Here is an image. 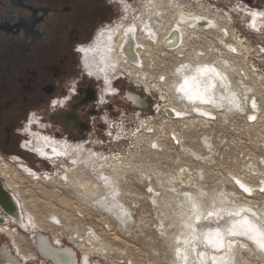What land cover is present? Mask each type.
Wrapping results in <instances>:
<instances>
[{"label": "rangeland", "instance_id": "374dc122", "mask_svg": "<svg viewBox=\"0 0 264 264\" xmlns=\"http://www.w3.org/2000/svg\"><path fill=\"white\" fill-rule=\"evenodd\" d=\"M206 2L150 0L158 40L182 26V12L213 17L211 29L188 31L183 48L140 39L137 63L119 65L116 74L152 101L150 110L122 102L119 126L110 123L89 148H70L83 154L53 170L44 156L20 160L37 174L0 162V171L20 182L35 222L24 214L29 233L6 226L20 235L30 260L0 231V262L6 248L23 264H55L35 246L42 233L57 248H70L77 264H264V29L255 33L246 14L264 9ZM145 4H133L138 18L151 14ZM197 55L207 56L198 66L217 62L229 82L227 92L208 94L202 106L178 89V69ZM47 177L52 182L45 184ZM224 254L226 261L213 258Z\"/></svg>", "mask_w": 264, "mask_h": 264}, {"label": "flooded vegetation", "instance_id": "af4514ba", "mask_svg": "<svg viewBox=\"0 0 264 264\" xmlns=\"http://www.w3.org/2000/svg\"><path fill=\"white\" fill-rule=\"evenodd\" d=\"M239 1L264 9V0ZM128 4L133 7L137 0H0V162L17 161L18 169L37 174L20 160L26 154L44 156L53 170L60 161L83 154L70 148H89L110 123L119 126L122 102L133 110L152 108L141 95L143 108L133 103L138 92L121 73L100 68L107 41L112 46L124 37L118 25L124 27L125 41L133 43L119 52L129 59L138 56V26ZM246 14L260 34L264 13ZM166 113L171 117L169 109ZM0 172L9 189L16 182L21 190L20 182ZM0 218L11 224L10 218Z\"/></svg>", "mask_w": 264, "mask_h": 264}, {"label": "bare ground", "instance_id": "6f19581e", "mask_svg": "<svg viewBox=\"0 0 264 264\" xmlns=\"http://www.w3.org/2000/svg\"><path fill=\"white\" fill-rule=\"evenodd\" d=\"M149 5H150V0H147V4H145V7L149 8L151 14L146 18H138L134 13V8L132 7V4L127 5L128 9L130 10V14L132 16H135L134 20H135V24L138 26V37L146 42L151 40L157 42L158 44L160 43L168 51L176 50L179 49L180 47L183 48L187 44V40L185 37L189 30L196 31L192 33H194L195 35H199V33H203L202 31L204 30L207 31L213 27L212 16L209 15L205 16L202 14L196 15L195 14L196 12L194 14L182 12V26L181 24H177L168 37L166 38L162 37L161 39L158 40V33L151 27L152 26L151 18L155 13L151 12ZM227 15L228 17H231L229 13ZM118 26L122 31V35H124V37L122 36L120 37L119 40L115 41V43L113 42L112 46H109L112 40L107 41V45H105V47L101 49L102 55H100V68L102 72H106V73L116 72L119 70L120 67L119 65H121V63L123 62L127 64H129V62L133 64L137 63V57H132L131 59H129L124 51L122 53L119 52V50L123 45L127 43H130L132 45L133 43L129 41L128 42L125 41L124 27L120 25ZM109 47L113 48V50ZM198 55L195 57L196 62L193 63L195 65L197 64L196 66L191 63H184L182 67L178 69L177 71L178 76L181 79L178 85V89H179V94L181 95L183 94L185 99L188 100V103L190 105L197 104L202 106L204 105V102L206 101L208 94H212V96L216 99V92L218 90L219 92H221V89H224L223 92H227L226 88H224V85L229 84V82L227 77L225 76V74L228 73L225 71L223 67L222 68L219 67L218 66L219 64H217V62L210 65L198 66L201 63L207 62L206 60L207 56L201 55L198 57ZM128 56L131 57L130 55ZM121 66H123V64ZM127 73H128L127 76L131 77L132 76L131 73L133 72L131 70L130 71L128 70ZM121 76L124 75L121 73ZM169 114L173 116V113L170 112ZM46 179L47 180H45L44 182L45 184L52 182L51 178H46ZM0 181H1L0 182V214L4 217L11 219V224H8L5 219L0 218V227H5L0 231L3 232V234L5 233L12 240L18 252L17 254H19L18 256L25 259V261H28L30 260L29 259L30 255H28L25 252L24 249L25 245L23 244L24 242L19 238L20 235L9 231L10 229L6 228V226L9 227L14 226V228L17 229L18 231L23 230V232L29 233L30 230H29V225L26 221V217L31 225L35 224L33 215L31 213V209L28 206V204L25 203V199L23 198V195L25 196V193L22 190L18 191V193H20V195L19 194L18 195L23 200L25 212L17 195L11 193L12 191L10 189L17 192L18 186H16V182L15 183L10 182L9 183L10 189H9L7 183L4 185L2 183L3 180L0 179ZM24 214H26V217L24 216ZM35 246L39 251V253L42 255V257L46 259H51L55 264H77L76 255L70 248L68 247L57 248V246H55L50 241V239L45 235H43L42 233H37L35 235ZM7 253H9L8 250L4 248L2 250L3 259L7 257L6 256ZM213 258L214 260H216V262L226 261V259L228 258V254H224L220 256L214 255ZM3 262L4 261H1L0 264H3ZM5 264H13V263L8 262Z\"/></svg>", "mask_w": 264, "mask_h": 264}, {"label": "water", "instance_id": "95a60500", "mask_svg": "<svg viewBox=\"0 0 264 264\" xmlns=\"http://www.w3.org/2000/svg\"><path fill=\"white\" fill-rule=\"evenodd\" d=\"M260 40L262 41V43L264 44V37H262V38H260ZM132 96H134V97H137V98H133L132 99V101H133V103L134 104H136L139 108H143L142 107V103L145 101V99H142V97L139 95V94H134V95H132ZM1 182V181H0ZM5 254V253H4ZM9 254V255H8ZM6 258H4V260H5V262L3 263V264H5V263H8V262H12L13 264H23V263H21L17 258H15V257H13L10 253H7L6 254ZM8 259H9V261H8Z\"/></svg>", "mask_w": 264, "mask_h": 264}, {"label": "built area", "instance_id": "2783aa9c", "mask_svg": "<svg viewBox=\"0 0 264 264\" xmlns=\"http://www.w3.org/2000/svg\"><path fill=\"white\" fill-rule=\"evenodd\" d=\"M201 1H205V2H206V0H201ZM206 3H207L208 5H210V4L208 3V1H207ZM262 47L264 48V45H263V44H262L261 48H262ZM14 162H15L16 164H18L17 161H14Z\"/></svg>", "mask_w": 264, "mask_h": 264}]
</instances>
